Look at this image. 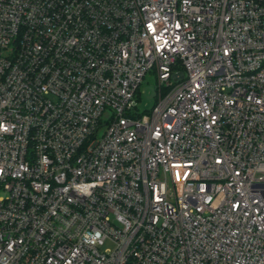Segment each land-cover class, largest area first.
I'll return each instance as SVG.
<instances>
[{"label":"built area","instance_id":"obj_1","mask_svg":"<svg viewBox=\"0 0 264 264\" xmlns=\"http://www.w3.org/2000/svg\"><path fill=\"white\" fill-rule=\"evenodd\" d=\"M0 264H264V0H0Z\"/></svg>","mask_w":264,"mask_h":264},{"label":"rangeland","instance_id":"obj_2","mask_svg":"<svg viewBox=\"0 0 264 264\" xmlns=\"http://www.w3.org/2000/svg\"><path fill=\"white\" fill-rule=\"evenodd\" d=\"M158 76L154 72H148L139 88V109L141 112L149 111L156 101ZM111 248L112 245L107 243L104 248Z\"/></svg>","mask_w":264,"mask_h":264}]
</instances>
